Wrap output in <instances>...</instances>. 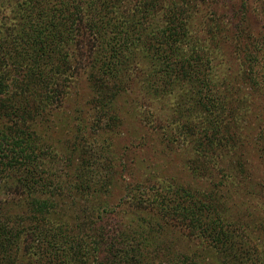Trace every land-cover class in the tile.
<instances>
[{
    "label": "trees",
    "instance_id": "1",
    "mask_svg": "<svg viewBox=\"0 0 264 264\" xmlns=\"http://www.w3.org/2000/svg\"><path fill=\"white\" fill-rule=\"evenodd\" d=\"M124 1L128 5L134 2L129 13L123 10L126 6L120 5ZM156 4L157 0H0V72L8 67L11 55L23 72L14 81L17 87L45 91L38 95L37 101L25 100L19 97L20 93L11 99H0V119H5L8 125L14 122L13 126L5 127L7 131L0 132V169L8 168L9 185L22 190L15 206L22 209L18 214L23 220L17 217L11 227L0 228V264H200L203 261L199 255L205 251H214L222 264H264L262 239L253 238L246 226H232L226 216L225 202L236 189L229 188L228 183H237L240 171L232 169L231 174L222 173L217 180H211L216 175L212 176L210 161L222 156L221 143L223 139L229 142L230 136L220 139L219 145L210 140H195L200 148L196 149L197 158L189 159L188 170L192 175L208 177L203 190L192 189L186 183L172 193L161 188L155 177L151 183L157 186L158 193L139 201L128 214V218L140 216L135 229L126 230L131 223L126 219L124 226L119 227V232L123 228L126 232L122 230L121 235L108 238L102 232L98 237L95 233L91 235V226H86L91 218L104 221L114 213L105 196L116 181L104 180L111 174L112 164L99 157L103 148L98 146L99 139L95 140L90 152L94 158L83 161L77 171V179L82 176L80 187L76 190L74 184L69 185L75 194L94 195L90 201L86 200L77 224L80 232L82 226L85 234H89L82 232L85 237L77 240L72 230L66 231L60 224L64 218L55 216L58 205L65 201L62 193L66 184L58 181L56 165L49 168L45 165L46 158L36 138L48 118L36 110L44 109L57 94L61 96L57 88L66 86L69 62L80 51L95 50L88 59L90 81L96 86L95 125L99 130H111L110 124L117 123V112L112 107L117 96L127 94L135 82L144 99L161 102L176 93L178 103L187 98L191 106L180 105L177 113L183 120L187 115L191 117L195 109L199 111L204 127L201 134L215 133L219 128L216 122L225 112L226 103L224 92H218L217 88L225 86L227 77L218 79L213 74L211 51L203 48V40L193 37L191 9L173 3L165 25L154 29L150 19L156 15ZM84 7L96 15L91 18L99 17V27L87 23L81 28L78 16L83 14ZM94 32L99 35L86 41V36ZM258 58V54L246 52L243 60L251 64ZM7 80L0 81V92L6 88ZM217 114V118L211 119ZM19 117L17 125L15 120ZM100 118H107V122L100 125ZM187 127L190 126L185 125L190 132ZM258 141L264 161V131H260ZM98 187L103 188L101 193L105 195H95L94 189ZM22 232L32 236L36 257L17 253ZM168 235L180 238L190 247L179 260H171L176 253L172 245L157 247ZM167 247L169 254H163Z\"/></svg>",
    "mask_w": 264,
    "mask_h": 264
},
{
    "label": "rangeland",
    "instance_id": "2",
    "mask_svg": "<svg viewBox=\"0 0 264 264\" xmlns=\"http://www.w3.org/2000/svg\"><path fill=\"white\" fill-rule=\"evenodd\" d=\"M157 2L156 17L150 19L152 27L156 29L165 25L173 3L187 5L192 11L189 13V22L193 37L203 40L201 41L203 48L212 53L213 74L218 79L227 77L225 86L217 88L218 92L220 90L224 92L226 103L225 112L216 122L219 128L215 133L201 134L204 127L199 111L195 109L191 117L187 115L183 120L177 113L180 105L181 107L190 105L187 98L178 103L179 99H175L176 93L175 96L161 102L144 99L135 82L127 94L117 96L115 107H112L117 112V123L113 126L110 124L111 130L103 128L99 130L100 127L95 125L98 105L95 102L96 95L93 93L95 94L96 86L90 81L89 64L90 56L95 50L80 51L69 62L66 86L57 88L60 90L59 93L62 92L61 96L57 94L44 109L36 110L38 114L48 118L38 130L36 138L46 158L45 165L48 168L56 165L57 174L60 176L58 181L66 184L62 193L65 201L58 205L55 216L64 218L60 224L66 231L72 230L77 240H82L84 235L89 234V232L85 234L84 227L81 226L84 233L82 235L77 224L82 218L86 200L90 201L94 195L75 194L69 185L74 184L72 187L76 190L80 187L82 176L77 179V171L83 161L90 162L94 158V153L90 152L93 150L91 144L95 140L99 139L98 146L103 148L99 157H102L104 162L107 160L112 164V176L108 172L110 175L104 180L116 181L115 187L105 196L110 210L114 213L104 221L91 218V222L86 226H91V235L95 233V237H98L102 232L108 238L121 235L122 230L126 232L135 229L137 222L141 221L140 216L128 218V214L139 201L151 199L158 193L157 186L151 183L155 177L158 183L161 182V188L172 193H177V186L186 183L190 184L192 189L203 190V183L208 177L192 175L188 170L191 163L189 159L197 158L196 149L200 148L195 140L203 142L210 140L219 145L220 139L230 136L229 142L223 139L221 143L222 156H215L210 161L212 176L216 175L211 176V180H217L222 173L231 174L232 169L240 171L238 173L240 180L237 183H228L229 188L236 189L234 193L229 194V200L225 202L228 206L226 216L232 226L239 228L246 226L253 238L260 237L262 239L260 242L264 243V161L259 152L261 145L258 141L260 131H264V0H157ZM133 3L128 5L127 1H124L120 5L126 6L123 10L129 13L133 9ZM183 9L186 10L184 7ZM94 16L96 15L86 11L84 7L83 14L80 13L78 16L81 19V28L87 23L99 27V17L91 18ZM94 33L86 36V41H92L94 36L99 35L97 32ZM256 50L261 52H255ZM246 52L258 54L259 58L251 64L245 62L243 58ZM12 62L13 58L10 55L8 67H3L0 72V81L2 78L8 79L5 83L6 88L0 92V99H11L14 94L20 93L19 97L25 100L37 101L38 95L45 91L17 87L18 84L14 81L20 79L23 72ZM224 73L228 75L223 76ZM215 81L218 82L217 79ZM53 89L56 88L53 86ZM217 116L218 114L211 119ZM20 117L14 119L17 125H20L18 123ZM106 120L107 118L105 120L100 118L98 123L101 125L107 122ZM13 124L14 122H11L9 125ZM184 124L190 126L187 127L190 132L185 129ZM9 125L5 119H0V132L7 131L5 127ZM82 125L86 128L84 132ZM7 169L6 171L0 169L4 171L0 175V228L11 227L17 217L23 221L18 214L22 209L15 206L22 190L9 185L10 171ZM94 190L97 191L96 196L98 193L105 195L101 193L102 187ZM126 219L131 221L130 227L119 232V227L124 226L123 221H127ZM19 225L27 227L25 223ZM32 240L31 235L22 232L17 245V253L20 251V256L24 257L28 253V256L36 257ZM169 244L176 252L171 255L173 257L171 260H179L182 252L190 249L183 240L172 235L162 239L157 247H166ZM163 252L169 254L168 247ZM157 255L161 259V255ZM199 256L200 261H203L200 264H222L214 251H205Z\"/></svg>",
    "mask_w": 264,
    "mask_h": 264
}]
</instances>
